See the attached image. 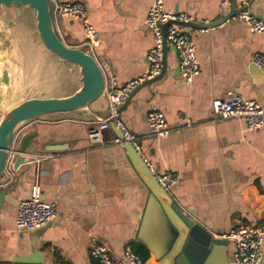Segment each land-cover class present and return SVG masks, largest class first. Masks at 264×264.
Masks as SVG:
<instances>
[{"label": "crops", "instance_id": "crops-1", "mask_svg": "<svg viewBox=\"0 0 264 264\" xmlns=\"http://www.w3.org/2000/svg\"><path fill=\"white\" fill-rule=\"evenodd\" d=\"M64 1L83 3L98 32L99 44L92 53L104 74V90L98 100L70 116L42 115L20 128L16 140L37 130L39 138L34 142L40 149L17 168L13 154L5 165L0 180V190L6 191L0 207V264H55V260L98 264L88 254L93 241L107 244L115 255L127 245L134 251L142 246L148 253L146 264H160L177 231L125 148L108 142L91 146L87 139L89 124L105 114L104 93L111 78L124 84L147 72L146 54L153 45L145 24L150 0ZM163 6L206 23L227 14L231 0H163ZM242 6L264 21V0H236L235 7ZM235 16L207 29L188 31L181 26L195 43L200 65L192 83L183 82L176 50L170 46L163 77L119 106L125 126L143 134L142 159L154 172L177 176L167 191L173 203L215 237L238 222L264 221V127L248 130L245 120L236 117L215 120L212 110L213 101L227 90L255 100L264 109V77L251 63L254 52L264 55V34L253 32ZM53 20L66 45H85L78 21L54 10ZM0 29L10 42L2 60L9 77L0 112L32 97H65L81 86L78 69L46 50L34 35L33 10L3 7ZM253 69H257L254 75ZM152 107L177 131L167 137L145 135L146 114ZM113 133L106 130L104 138ZM48 145L61 149L48 151ZM33 194L54 203L56 216L41 228L19 234L14 223L17 204ZM233 252L231 242L198 246L187 240L177 264H234Z\"/></svg>", "mask_w": 264, "mask_h": 264}, {"label": "built area", "instance_id": "built-area-1", "mask_svg": "<svg viewBox=\"0 0 264 264\" xmlns=\"http://www.w3.org/2000/svg\"><path fill=\"white\" fill-rule=\"evenodd\" d=\"M55 13L72 18L81 25L85 34V46L92 52L99 44L98 32L88 20V12L83 3L68 2L64 0H50ZM228 0H223V3ZM234 18L245 22L253 31L264 34V21L255 17L247 8H243ZM191 17L185 13H177L164 9L163 0H150L147 9L145 24L151 30L153 45L147 51L146 60L148 69L141 77L135 78L124 84H117L111 78L110 87L105 91L108 114L98 118L89 124L87 139L91 146L103 145L106 142L124 148L130 144L139 154L137 141L143 134H138L128 129L119 116L118 106L126 99L129 92L139 83L159 74L162 66L163 34L161 24L172 22L166 28L165 39L167 45L173 46L177 53L179 74L184 83L190 84L200 72L199 61L196 56L195 43L190 35L183 31L181 26L173 23L176 21H191ZM251 63L264 73V55L254 52ZM213 116L215 120L227 118H242L246 122L248 130L264 127V109L255 100L247 99L234 90H227L224 95L213 101ZM147 132L145 135L167 137L177 131V127L169 125L163 113L152 107L146 114ZM111 124L119 131L106 140L104 132L112 130ZM186 125H190L187 123ZM106 140V141H105ZM145 161V160H143ZM149 170L154 175L158 185L168 191L177 180V176L169 171L154 172L146 162ZM56 216L55 204L42 200L37 194L29 199L18 202L15 212V230L17 233L40 228L53 220ZM217 235V234H216ZM234 245L232 255L234 264H261L264 259V221L262 222H238L226 231L217 235ZM89 256L98 264H146L132 248L125 246L121 255L111 252L107 244L103 242H91L88 249ZM55 264H60L55 260Z\"/></svg>", "mask_w": 264, "mask_h": 264}, {"label": "water", "instance_id": "water-1", "mask_svg": "<svg viewBox=\"0 0 264 264\" xmlns=\"http://www.w3.org/2000/svg\"><path fill=\"white\" fill-rule=\"evenodd\" d=\"M235 4L236 0H231L229 12L213 22L176 21L173 23L187 27L186 29L188 31L192 28L207 29L209 27H215L238 14L243 8H247V6L236 8ZM22 6L34 11V35L39 38L45 49L60 59L73 64L78 69L81 86L74 93L65 97H32L19 102L4 112H0V180L11 154L14 155L13 168H17L20 164L27 161L28 154L31 155V153H35V151L40 149L34 142L39 138V132L37 130L24 133L16 140L20 128L24 123L38 116L47 114L70 116L72 112L87 107L98 100L103 94L105 84L103 71L90 49L85 45L80 47L68 46L57 33L53 20V4L50 0H0V11L3 7ZM170 23L172 22L161 24L163 55L159 74L137 84L119 106H125L139 89L149 87L152 83L163 77L166 69L165 55L170 48V45H167L165 34L166 28ZM9 45L10 42L7 35L0 29V106L3 104V88L8 85L9 69L2 63V60L5 58L4 54ZM171 48L175 49L173 46H171ZM254 68L257 67L254 66ZM177 70L179 71V67ZM255 72H257V69H253V75ZM262 76L264 77V73H262ZM107 114L108 106L102 117H105ZM111 128L116 135L120 136L119 131L113 124H111ZM137 144H140V139L137 141ZM124 148L134 168L140 174L143 182L159 204L162 213L177 231V237L170 250L159 259L160 264H177V258L183 252L187 240H192L198 246L228 244L229 241L226 239H222L218 236L215 237L212 233L209 234L198 228L194 221L173 203L168 192L158 185L154 175L150 172L148 166L135 149L130 144H126ZM60 149L61 147L56 145H48L46 147L48 151ZM5 193V190H0V207L4 200ZM155 216L156 215L152 217L153 220ZM217 235H219V233ZM24 261L29 260L27 258Z\"/></svg>", "mask_w": 264, "mask_h": 264}, {"label": "trees", "instance_id": "trees-1", "mask_svg": "<svg viewBox=\"0 0 264 264\" xmlns=\"http://www.w3.org/2000/svg\"><path fill=\"white\" fill-rule=\"evenodd\" d=\"M135 252L143 259V260H146L147 258V250L142 247V246H139L138 249L135 250Z\"/></svg>", "mask_w": 264, "mask_h": 264}, {"label": "rangeland", "instance_id": "rangeland-1", "mask_svg": "<svg viewBox=\"0 0 264 264\" xmlns=\"http://www.w3.org/2000/svg\"><path fill=\"white\" fill-rule=\"evenodd\" d=\"M24 13V12H23ZM24 23H26V20H25V22ZM180 264H183V262H180Z\"/></svg>", "mask_w": 264, "mask_h": 264}]
</instances>
